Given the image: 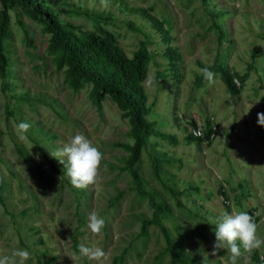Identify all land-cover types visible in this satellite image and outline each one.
Instances as JSON below:
<instances>
[{
  "label": "rangeland",
  "instance_id": "1",
  "mask_svg": "<svg viewBox=\"0 0 264 264\" xmlns=\"http://www.w3.org/2000/svg\"><path fill=\"white\" fill-rule=\"evenodd\" d=\"M48 3L78 32L98 25L111 31L129 58L147 53V118L161 136L149 137L136 167L144 189L169 207L163 222L182 262L164 249L157 226L140 234L152 208L132 188L128 152L116 143H132L128 118L108 94L100 107L93 104L89 83L80 89L67 84L48 46L50 34L19 6L9 9L7 89L0 78V255L27 249L26 264H230L228 251L212 254L213 222L224 211H247L264 237V126L257 123V113H264V0ZM214 22L224 32L219 43ZM215 63L238 79V94L227 91L217 72L211 70L213 84L200 75ZM21 121L31 125L23 140L16 128ZM197 123L205 133L214 127V138L192 136ZM76 133L103 154L96 182L83 189L49 153ZM156 155L166 160L162 178L180 191V203L156 177ZM93 210L105 220L98 235L86 226ZM81 244L99 246L106 256L89 260L79 254ZM241 252L237 264H264V245Z\"/></svg>",
  "mask_w": 264,
  "mask_h": 264
},
{
  "label": "trees",
  "instance_id": "2",
  "mask_svg": "<svg viewBox=\"0 0 264 264\" xmlns=\"http://www.w3.org/2000/svg\"><path fill=\"white\" fill-rule=\"evenodd\" d=\"M202 1L205 3L206 0ZM0 2L1 88L5 90L10 85L6 80L10 57L6 52L5 43L10 34L9 9L19 6L26 16L37 22L40 21L42 29L50 34L48 46L57 53L56 67L63 68L64 80L67 84L74 89H80L84 84L89 83L91 87L88 95L93 104L100 107L104 95L108 94L122 109V114L128 118V135L132 138V143L126 141L116 143L123 146L128 152L124 166L132 176V188L138 195L147 197L152 208V216L142 220L140 234H146L150 225L157 226L165 240L164 249L169 252L172 258L182 262L172 247V233L163 222V217L169 211V207L165 201L157 199L154 190L144 189L143 177L136 167L140 162L143 150L148 146L149 137L161 136L154 128L155 123L147 118L151 107L147 104V95L142 86L148 61L147 53H141L132 59L129 58L118 44L114 34L101 25H98L93 31H76L58 18L48 0H0ZM217 15L218 12L213 14V17ZM212 26L218 31L217 42L219 43L224 32L217 23H212ZM25 36L30 44L26 31ZM210 68L219 74L231 95L238 94L239 86L234 83L233 74L227 65L215 63ZM245 77L244 74L241 78L245 79ZM210 132L211 130L207 129L206 133L204 132L205 137H208ZM197 140L200 141V138ZM18 149L22 153L21 148ZM164 161L166 160L161 155L153 156L152 168L156 177L180 203L178 198L180 191L162 178L161 166ZM61 172L64 173L63 170ZM1 186L2 182L0 181V194ZM73 245L77 246L75 239H73Z\"/></svg>",
  "mask_w": 264,
  "mask_h": 264
},
{
  "label": "clouds",
  "instance_id": "3",
  "mask_svg": "<svg viewBox=\"0 0 264 264\" xmlns=\"http://www.w3.org/2000/svg\"><path fill=\"white\" fill-rule=\"evenodd\" d=\"M200 75L208 84L215 81V73L210 66L200 69ZM259 102V101H257ZM257 123L264 126V113H257ZM31 125L21 121L16 126L19 139H25ZM194 135H200L199 131L193 130ZM51 156L58 159L64 165V170L70 183L79 189L87 188L96 182L99 167L103 159L101 151L82 133H76L68 143L54 152ZM105 225V220L95 210L87 217V228L92 234L98 235ZM215 228V242L212 254L220 250L230 253V264H237L241 257V247L245 252H252L264 245V237L257 234L258 225L253 216L247 211L222 212L213 222ZM239 241V244L237 243ZM79 254L89 260L102 261L106 256L105 251L99 246L79 245ZM31 257L30 252L24 248H13L8 253L0 255V264H26ZM264 261V255L261 256Z\"/></svg>",
  "mask_w": 264,
  "mask_h": 264
},
{
  "label": "built area",
  "instance_id": "4",
  "mask_svg": "<svg viewBox=\"0 0 264 264\" xmlns=\"http://www.w3.org/2000/svg\"><path fill=\"white\" fill-rule=\"evenodd\" d=\"M233 81L234 83L239 86L240 85V82L238 81V79L236 77H233ZM203 125L201 123H197L195 126L192 127L191 129V135L194 136L195 138H200V139H204L205 138V133L203 131ZM193 130H197L199 131L200 135H194L193 134ZM214 127H213V131L211 130V132L209 133V136L207 139L211 140L212 138H214L215 136V132H214Z\"/></svg>",
  "mask_w": 264,
  "mask_h": 264
}]
</instances>
